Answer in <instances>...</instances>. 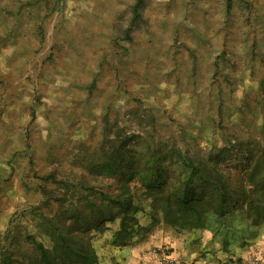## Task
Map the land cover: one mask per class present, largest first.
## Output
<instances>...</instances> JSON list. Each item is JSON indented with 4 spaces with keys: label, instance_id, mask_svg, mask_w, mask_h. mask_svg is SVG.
<instances>
[{
    "label": "rangeland",
    "instance_id": "374dc122",
    "mask_svg": "<svg viewBox=\"0 0 264 264\" xmlns=\"http://www.w3.org/2000/svg\"><path fill=\"white\" fill-rule=\"evenodd\" d=\"M175 152L218 163L233 200L260 187L264 0H0L8 264H39L59 234L74 263L85 243L93 264H156L160 249L176 264H264V223L222 246L208 230L153 223L146 204L137 219L147 232L110 243L117 208L103 195L130 167L151 155L176 162Z\"/></svg>",
    "mask_w": 264,
    "mask_h": 264
},
{
    "label": "trees",
    "instance_id": "16d2710c",
    "mask_svg": "<svg viewBox=\"0 0 264 264\" xmlns=\"http://www.w3.org/2000/svg\"><path fill=\"white\" fill-rule=\"evenodd\" d=\"M138 3L140 0H137ZM134 10L137 16L136 6ZM175 153L178 158L176 162L165 165L162 159L155 161L151 155L145 163L130 167L119 178L117 193L113 196L103 195V202L117 208L114 216L118 217V225L111 234V244L129 246L135 237L147 232V228L139 226L137 219L138 214L145 212V204L153 223H157L159 216L164 224L180 230H208L212 241H218L222 246L246 241L248 232L256 224L264 223V180L255 193L249 196L245 193L238 202L230 195L218 163L212 162L210 157L192 160L180 152ZM171 167H176V175L166 171ZM258 192L261 194L257 195ZM113 217L98 221L92 228L102 229L104 222L113 221ZM58 237L60 244H56L55 248L63 252L59 260L55 258V248L45 250L39 247V264L94 263L90 244L80 246L74 263L66 244L69 240L62 234ZM0 259L1 264H8L4 254Z\"/></svg>",
    "mask_w": 264,
    "mask_h": 264
},
{
    "label": "built area",
    "instance_id": "2783aa9c",
    "mask_svg": "<svg viewBox=\"0 0 264 264\" xmlns=\"http://www.w3.org/2000/svg\"><path fill=\"white\" fill-rule=\"evenodd\" d=\"M159 253L161 255V258L157 260L158 263H156V264H176L177 263L175 261V259H173L171 257L170 254H168L167 252H165V249H163V250L160 249L159 250Z\"/></svg>",
    "mask_w": 264,
    "mask_h": 264
}]
</instances>
